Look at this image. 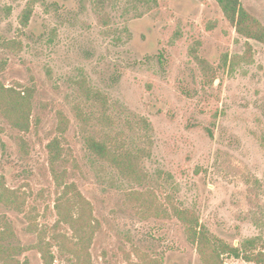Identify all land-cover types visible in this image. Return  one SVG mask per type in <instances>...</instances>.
Returning a JSON list of instances; mask_svg holds the SVG:
<instances>
[{"label": "rangeland", "instance_id": "1", "mask_svg": "<svg viewBox=\"0 0 264 264\" xmlns=\"http://www.w3.org/2000/svg\"><path fill=\"white\" fill-rule=\"evenodd\" d=\"M241 3L264 25V0ZM201 61L218 69L214 82ZM0 63L4 85L34 90L29 131L0 111V187L20 202H0V235L10 233L0 242L21 262L44 264L43 234L54 264H74L56 239L74 235L58 223L66 186L54 170L82 195L68 191L75 216L89 202L93 264H202L173 206L195 210L218 239L264 251V43L239 34L215 0H0ZM88 137L143 151L141 180L91 152ZM152 200L171 216L157 217Z\"/></svg>", "mask_w": 264, "mask_h": 264}, {"label": "trees", "instance_id": "2", "mask_svg": "<svg viewBox=\"0 0 264 264\" xmlns=\"http://www.w3.org/2000/svg\"><path fill=\"white\" fill-rule=\"evenodd\" d=\"M40 1V0H36ZM221 7L225 18L230 24L235 27L236 31L246 37L247 39H255L264 43V25L254 17L243 6L241 0H215ZM30 18V11L28 8L24 15V24H27ZM207 79L215 81L217 79L218 69L207 64L205 61H201ZM0 63V69L3 68ZM34 90L25 89L20 90L18 88L9 87L4 85L0 81V111L9 121V123L21 130L29 131L31 127V101L33 98ZM61 131L67 125V121L62 119ZM86 144L91 152H93L99 158L109 161L115 166L120 173L128 178L136 181H140L142 176V169L140 162L143 156V151L135 152L132 150H120L119 148H113L104 141H99L94 137H88ZM50 150L51 163L54 170V164L61 159V146L59 139L55 138L48 144ZM56 181L59 187H65V203L66 207L63 208L62 204L56 203V209L58 212V223H66L73 230V239L63 240L62 235L57 236V241L62 239V243H59L60 250L64 247H69L70 252L74 255V264H93L90 254V246L94 235L95 226L93 224L92 211L89 207V202L85 201V205H76L78 215H74L71 212L72 203L69 202L67 196L70 189H77L75 186L65 185L63 182V174L56 173L54 170ZM77 195L81 197L80 192L77 191ZM0 202L11 207H19L20 202L17 199V194L14 190L8 189L5 186L0 187ZM79 206V207H78ZM84 206H87L84 208ZM75 207V206H74ZM149 208L155 210L157 217L171 216L167 210L158 208L157 203L153 200L150 202ZM82 210V211H81ZM172 215L177 217L184 226L187 240L194 245L200 255L202 264H226L224 257L230 256L235 258H243L247 261L264 263V251H254L252 246L255 244V240H247L244 246L238 247L228 242L214 237L208 231L207 227L201 223L198 213L193 209L180 208L173 206ZM10 235L7 232L6 236L2 233L1 239H5ZM65 238V237H64ZM53 242L46 240L44 235L39 236V240L36 244V248L42 253L44 264H54L55 255L52 253ZM22 254V251L15 247H9L0 242V261L4 264H28V261L21 262L17 257ZM141 263L133 264H161L157 258H148L142 256Z\"/></svg>", "mask_w": 264, "mask_h": 264}]
</instances>
